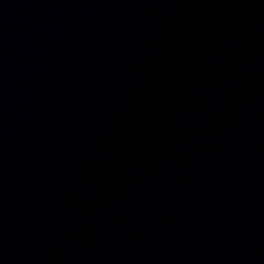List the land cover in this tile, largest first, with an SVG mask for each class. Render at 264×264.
Here are the masks:
<instances>
[{
    "label": "water",
    "instance_id": "obj_1",
    "mask_svg": "<svg viewBox=\"0 0 264 264\" xmlns=\"http://www.w3.org/2000/svg\"><path fill=\"white\" fill-rule=\"evenodd\" d=\"M0 264H264V0H0Z\"/></svg>",
    "mask_w": 264,
    "mask_h": 264
}]
</instances>
